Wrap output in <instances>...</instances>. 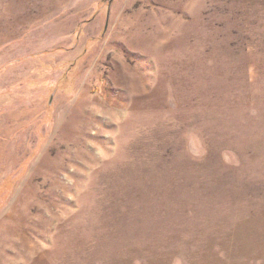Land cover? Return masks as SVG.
I'll use <instances>...</instances> for the list:
<instances>
[{"label":"rangeland","instance_id":"rangeland-1","mask_svg":"<svg viewBox=\"0 0 264 264\" xmlns=\"http://www.w3.org/2000/svg\"><path fill=\"white\" fill-rule=\"evenodd\" d=\"M0 264H264V0H0Z\"/></svg>","mask_w":264,"mask_h":264}]
</instances>
